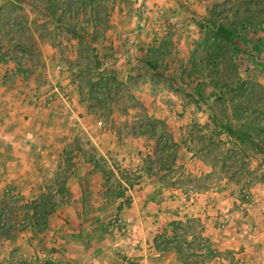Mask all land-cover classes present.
<instances>
[{
    "label": "rangeland",
    "instance_id": "obj_1",
    "mask_svg": "<svg viewBox=\"0 0 264 264\" xmlns=\"http://www.w3.org/2000/svg\"><path fill=\"white\" fill-rule=\"evenodd\" d=\"M117 1L131 16L113 15L110 0H0V63L10 79L25 74L32 106L64 111L71 128L63 159L33 192L7 187L0 235L30 223L42 232L52 215L63 220L64 206L75 202L69 179L86 162L103 178L100 220L118 240L129 227L119 214L134 206L135 242L145 232L154 245L164 229L173 242L167 225L182 223L185 236L168 251L174 264H253L255 255H241L252 246L238 247L264 233V153L222 128L264 118V0H180L178 17L158 0ZM127 21L153 31L128 51L130 63L117 65L112 27ZM222 29L231 41L215 38ZM97 73L123 86H94ZM242 82L260 88L241 90ZM144 115L163 122L177 144L170 169L154 155Z\"/></svg>",
    "mask_w": 264,
    "mask_h": 264
},
{
    "label": "crops",
    "instance_id": "obj_2",
    "mask_svg": "<svg viewBox=\"0 0 264 264\" xmlns=\"http://www.w3.org/2000/svg\"><path fill=\"white\" fill-rule=\"evenodd\" d=\"M110 1L114 2V5L111 3L113 15L131 16L129 6L124 8L122 4L118 8L117 2L120 1ZM158 1L170 16L181 15L178 9L180 0ZM150 15L153 16V12ZM129 22L112 27V46L121 50L112 56L116 58L113 62L117 65L130 63L133 60L130 58L134 57H130L128 51L134 54L132 49L141 47L142 41L153 31L151 28L148 30L149 23L145 27L144 24ZM9 71L8 65L0 63V198L12 185L19 193L33 192L37 179L54 170L71 141L70 123L65 112L61 116L56 108L37 109L32 106L29 100L31 90L24 88L25 83L23 86L25 74L10 79ZM102 183L100 173L94 171L89 163L79 162L68 182L75 202L64 206V219L52 215L42 232L36 231L30 223L28 228L10 237L0 235V264H40L42 258H46L45 264H174V253L155 250L154 235L150 238V234L144 232L141 238L138 237V242L130 239L131 224H141L140 218H133L137 213L136 207L119 214L128 220L126 237L118 240L117 235L106 228L100 214L107 204H99L102 200L96 195ZM142 223L143 226L147 224L145 220ZM154 225L159 227L158 222ZM216 235L213 233L215 241L219 242ZM249 238L248 244L246 239L239 243L238 249L252 246H247L241 255H255L253 264H264V233L252 236L251 241ZM257 239L261 240L257 242ZM231 243L227 240L221 244ZM240 264L249 263L244 260Z\"/></svg>",
    "mask_w": 264,
    "mask_h": 264
},
{
    "label": "trees",
    "instance_id": "obj_3",
    "mask_svg": "<svg viewBox=\"0 0 264 264\" xmlns=\"http://www.w3.org/2000/svg\"><path fill=\"white\" fill-rule=\"evenodd\" d=\"M230 32L225 31L222 29L221 34L214 35L216 39H220V41H231V37L229 36ZM216 41L214 42V45L217 47L222 42ZM150 67H153L151 63H148ZM97 82H94L93 85L101 86L107 90L111 88H115L116 90L120 89L123 84H121L113 75H102L97 73ZM244 86V87H243ZM248 88L249 90H254L255 87H259V85H256L252 82H246L241 85H239V88ZM100 94L97 92L96 99L100 102ZM144 119L147 121L148 128L147 130H143L144 133L149 134L157 139V145L154 150V155L159 156L162 158L164 162V167H168L170 169L176 159V149L177 144L175 140L173 139L172 135L168 132L166 125L158 120H152L148 116L144 115ZM257 120V119H256ZM142 128V127H141ZM225 130V134L228 137V139H234L236 143L238 144H248L253 149L259 150L260 152L264 153V118H260L257 121L254 122H243L241 126L234 130L230 126L226 125L222 128ZM166 149L168 150V156L167 154L164 155ZM170 151V153H169ZM167 158V160H166ZM169 158V159H168ZM124 193L123 191H120L117 196H122ZM182 223L180 221H174L167 225V227L173 229V242H170L169 239L165 240V236L167 234V229H164L163 233L158 235L157 240L155 241V249L157 251H169L172 246H176L179 241H181V237H184L185 234L183 230L181 229ZM181 235V236H180ZM160 240V242H159Z\"/></svg>",
    "mask_w": 264,
    "mask_h": 264
}]
</instances>
